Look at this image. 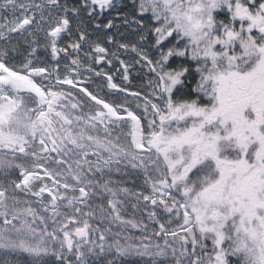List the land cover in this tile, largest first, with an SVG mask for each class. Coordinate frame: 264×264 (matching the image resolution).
<instances>
[{"label": "snow or ice", "instance_id": "snow-or-ice-1", "mask_svg": "<svg viewBox=\"0 0 264 264\" xmlns=\"http://www.w3.org/2000/svg\"><path fill=\"white\" fill-rule=\"evenodd\" d=\"M0 264H264V0H0Z\"/></svg>", "mask_w": 264, "mask_h": 264}]
</instances>
